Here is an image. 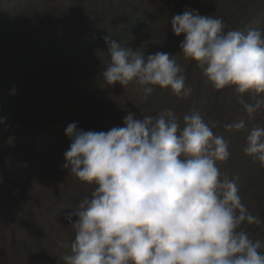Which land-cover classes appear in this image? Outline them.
<instances>
[{
	"label": "trees",
	"instance_id": "trees-1",
	"mask_svg": "<svg viewBox=\"0 0 264 264\" xmlns=\"http://www.w3.org/2000/svg\"><path fill=\"white\" fill-rule=\"evenodd\" d=\"M186 8L222 18L225 32L264 29V0H0V117L6 118L0 148L12 152L21 170L17 180L0 177V264H65L68 249L61 245L75 233L64 216L94 190L63 168L71 143L65 130L43 151L28 141L31 135L57 116L99 132L123 127L129 113L142 119L165 109L181 120L199 112L229 142L230 158L218 166L222 176H239L242 203L262 221L241 227L264 253V167L243 153L245 132L225 128L241 119L249 128L264 127V108L249 118L233 86L214 89L184 58V36L173 33L170 21ZM108 35L145 56L173 55L192 95L180 99L157 86L145 100L135 82L105 84Z\"/></svg>",
	"mask_w": 264,
	"mask_h": 264
},
{
	"label": "clouds",
	"instance_id": "clouds-1",
	"mask_svg": "<svg viewBox=\"0 0 264 264\" xmlns=\"http://www.w3.org/2000/svg\"><path fill=\"white\" fill-rule=\"evenodd\" d=\"M170 23L184 36V58L214 89L233 86L249 118L264 108V29L225 32L222 18L191 8ZM103 39L110 57L101 71L105 84L135 82L145 100L157 86L180 99L192 95L173 55L145 56L111 35ZM134 115L107 131H84L74 122L65 129L71 143L63 168L94 185L64 216L75 233L61 245L68 249L65 264H264L261 242L241 227L262 221L242 203L239 176H222L218 165L230 158L229 142L215 123L195 110L182 120L171 109ZM225 128L243 130V153L264 167V127L241 119Z\"/></svg>",
	"mask_w": 264,
	"mask_h": 264
},
{
	"label": "rangeland",
	"instance_id": "rangeland-1",
	"mask_svg": "<svg viewBox=\"0 0 264 264\" xmlns=\"http://www.w3.org/2000/svg\"><path fill=\"white\" fill-rule=\"evenodd\" d=\"M48 120V117L47 119ZM67 121L62 116H57L52 121H46L45 128L42 129V133L31 135L28 141L35 145L38 151L45 150L50 144L59 140L61 133L66 129ZM3 151L0 159V177L3 180H17L21 173L20 166L17 164L18 159L13 158L12 152L3 149V144L0 148V152ZM17 161V162H16ZM31 168L30 164H27V173ZM0 182H2L0 180Z\"/></svg>",
	"mask_w": 264,
	"mask_h": 264
}]
</instances>
